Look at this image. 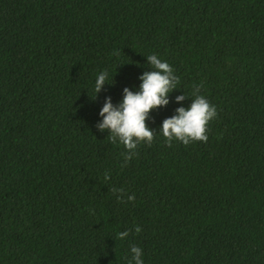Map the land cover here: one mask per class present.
<instances>
[{
	"label": "trees",
	"instance_id": "trees-1",
	"mask_svg": "<svg viewBox=\"0 0 264 264\" xmlns=\"http://www.w3.org/2000/svg\"><path fill=\"white\" fill-rule=\"evenodd\" d=\"M152 54L179 83L125 164L96 125ZM195 85L208 141L168 147ZM132 245L143 264H264V0H0V264H129Z\"/></svg>",
	"mask_w": 264,
	"mask_h": 264
},
{
	"label": "clouds",
	"instance_id": "clouds-1",
	"mask_svg": "<svg viewBox=\"0 0 264 264\" xmlns=\"http://www.w3.org/2000/svg\"><path fill=\"white\" fill-rule=\"evenodd\" d=\"M146 58L152 70L145 71L139 77L142 81L139 91L133 92L127 87L124 88L123 99L118 106H114L111 97H107L99 113L103 120L96 125L99 131H108L107 137L111 143L119 142L124 145L127 150L126 154H122L125 164L137 155L136 150L139 144L146 143L151 146L155 132L146 124L149 114L153 109L169 103L168 96L177 89L179 83V77L174 74L168 62L162 61L156 54L148 55ZM107 78L106 70L98 75L95 82V96L102 90ZM201 87L202 85L193 87L194 98L188 108L179 107L176 109V115L163 120L160 131L168 147L172 146L173 140L182 142L186 146L195 141L205 143L208 141V126L216 118L217 108L199 94ZM185 98V95H180L176 97V101L179 103ZM104 178L106 181L109 180L110 174L105 173ZM111 191L113 194H118V200H122V197L126 195L123 188H112ZM127 199L134 201V194L128 195ZM131 231L130 229L119 232L117 237L124 240ZM134 231L139 234L142 229L137 225ZM130 251L132 258L129 264H143L142 249L132 245Z\"/></svg>",
	"mask_w": 264,
	"mask_h": 264
}]
</instances>
